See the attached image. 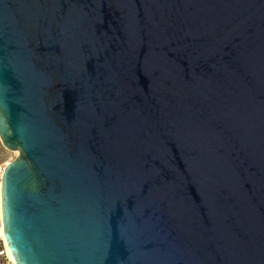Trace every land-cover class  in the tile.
<instances>
[{"label": "water", "instance_id": "water-1", "mask_svg": "<svg viewBox=\"0 0 264 264\" xmlns=\"http://www.w3.org/2000/svg\"><path fill=\"white\" fill-rule=\"evenodd\" d=\"M16 264H264V0H0Z\"/></svg>", "mask_w": 264, "mask_h": 264}, {"label": "rangeland", "instance_id": "rangeland-1", "mask_svg": "<svg viewBox=\"0 0 264 264\" xmlns=\"http://www.w3.org/2000/svg\"><path fill=\"white\" fill-rule=\"evenodd\" d=\"M17 151H12L7 149L1 139H0V188H1V180L3 176V172L6 168V166L14 161L16 157L18 156ZM1 220V219H0ZM0 264H15V262L12 260L9 254L0 257Z\"/></svg>", "mask_w": 264, "mask_h": 264}, {"label": "built area", "instance_id": "built-area-1", "mask_svg": "<svg viewBox=\"0 0 264 264\" xmlns=\"http://www.w3.org/2000/svg\"><path fill=\"white\" fill-rule=\"evenodd\" d=\"M8 254L7 243L5 239L4 227L2 224V220H0V257Z\"/></svg>", "mask_w": 264, "mask_h": 264}, {"label": "bare ground", "instance_id": "bare-ground-1", "mask_svg": "<svg viewBox=\"0 0 264 264\" xmlns=\"http://www.w3.org/2000/svg\"><path fill=\"white\" fill-rule=\"evenodd\" d=\"M0 219H1V188H0ZM7 250H8V254L10 255V257L12 258V260L14 261L12 254L10 252V249L7 246ZM15 262V261H14ZM16 264V263H15Z\"/></svg>", "mask_w": 264, "mask_h": 264}]
</instances>
